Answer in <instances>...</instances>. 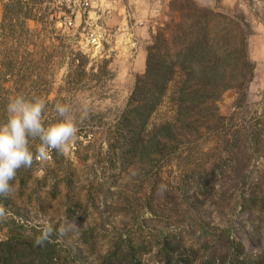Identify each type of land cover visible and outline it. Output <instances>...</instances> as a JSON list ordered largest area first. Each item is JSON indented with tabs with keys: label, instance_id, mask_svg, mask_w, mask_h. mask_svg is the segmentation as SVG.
Segmentation results:
<instances>
[{
	"label": "rangeland",
	"instance_id": "obj_1",
	"mask_svg": "<svg viewBox=\"0 0 264 264\" xmlns=\"http://www.w3.org/2000/svg\"><path fill=\"white\" fill-rule=\"evenodd\" d=\"M194 8L241 24L247 58L234 22L204 24L221 48L212 70L207 60L194 75L175 67L151 109L134 95L150 81L149 49L159 36L166 58L183 53L197 36ZM71 12L68 0H0V123L23 94L46 100V123L68 105L79 127L0 198V254L9 249L10 264H165L172 247L179 264H264V0H92L87 23L69 27ZM96 27L101 50L86 52Z\"/></svg>",
	"mask_w": 264,
	"mask_h": 264
},
{
	"label": "clouds",
	"instance_id": "obj_2",
	"mask_svg": "<svg viewBox=\"0 0 264 264\" xmlns=\"http://www.w3.org/2000/svg\"><path fill=\"white\" fill-rule=\"evenodd\" d=\"M46 107V100L39 96L17 94L7 102L6 119L0 123V198L7 199L15 191L14 182L20 169L31 168L35 160L47 159L51 151L63 153L76 141L79 127L69 114V106L57 104L55 111L59 118L51 123L44 121ZM37 140L39 145L34 153L30 142ZM7 216V210L0 205V221ZM51 231L46 228L36 243L42 244Z\"/></svg>",
	"mask_w": 264,
	"mask_h": 264
},
{
	"label": "trees",
	"instance_id": "obj_3",
	"mask_svg": "<svg viewBox=\"0 0 264 264\" xmlns=\"http://www.w3.org/2000/svg\"><path fill=\"white\" fill-rule=\"evenodd\" d=\"M195 16L194 19L197 20L194 25L197 26V36L195 40H191L188 42V45L185 47L184 52L178 53L174 58L171 56L169 59L165 57V55L161 54L159 50V42L162 40L161 37H155L154 44L149 49L148 59H147V72L146 77L150 80L146 86L137 87L134 95H138L141 93L142 95L146 96L148 99L149 105L151 109H154L158 103V99L162 98L165 95L168 85L174 80L175 77V67L180 66V70H186L190 73L188 75H194L197 72L196 68L198 65L195 62L201 64L203 60H207L206 66L211 71V66L214 55H217L221 52V48L217 46L218 40L215 38H211L209 31L203 28L204 24H210L211 21L217 20H224L226 23L234 22L227 16L213 13L211 11L202 10V9H195L192 11ZM235 23V22H234ZM239 28L242 29L243 38L240 39L243 41V48H242V55L244 58H247L246 54V33L243 32V26L239 23H235ZM195 35V34H194ZM239 35V34H238ZM216 41V42H215ZM248 74L251 76V65L250 71L246 69ZM204 71V70H203ZM216 72V71H215ZM251 72V73H250ZM209 82V81H206ZM151 84V85H149ZM158 92V93H155ZM153 96V99L151 97ZM154 102V103H153ZM153 103V104H152ZM140 144L137 139L136 142L133 143L134 145ZM1 244V243H0ZM168 244V242L166 243ZM13 245V244H11ZM174 248L169 247V250L166 255L165 264H179L177 260H175L174 255L171 253ZM9 251V249H8ZM7 253L2 255L0 254V264H10L9 262L11 259V254ZM10 252V251H9ZM11 264H16L15 262ZM204 264H216V258H212L209 261L204 262ZM232 264H236L233 262Z\"/></svg>",
	"mask_w": 264,
	"mask_h": 264
},
{
	"label": "built area",
	"instance_id": "obj_4",
	"mask_svg": "<svg viewBox=\"0 0 264 264\" xmlns=\"http://www.w3.org/2000/svg\"><path fill=\"white\" fill-rule=\"evenodd\" d=\"M68 5L72 9L71 15L66 19V23L69 27L75 26L77 22V14L81 13V21L87 23L86 18H89L90 9L92 8V0H68ZM85 28L83 29L84 35ZM84 49L86 52L98 53L102 47V40L104 39V31L98 27L95 29H90V32L84 35ZM83 46V45H82Z\"/></svg>",
	"mask_w": 264,
	"mask_h": 264
},
{
	"label": "water",
	"instance_id": "obj_5",
	"mask_svg": "<svg viewBox=\"0 0 264 264\" xmlns=\"http://www.w3.org/2000/svg\"><path fill=\"white\" fill-rule=\"evenodd\" d=\"M80 21H81V13L79 12V13L77 14V22L80 23Z\"/></svg>",
	"mask_w": 264,
	"mask_h": 264
}]
</instances>
